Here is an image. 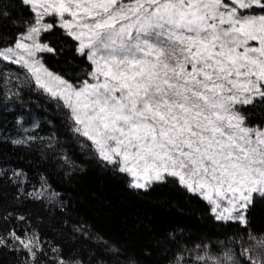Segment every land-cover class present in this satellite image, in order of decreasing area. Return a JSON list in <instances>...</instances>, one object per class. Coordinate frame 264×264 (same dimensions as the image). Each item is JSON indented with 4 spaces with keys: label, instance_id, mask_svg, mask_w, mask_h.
Returning <instances> with one entry per match:
<instances>
[{
    "label": "snow or ice",
    "instance_id": "6c2138e0",
    "mask_svg": "<svg viewBox=\"0 0 264 264\" xmlns=\"http://www.w3.org/2000/svg\"><path fill=\"white\" fill-rule=\"evenodd\" d=\"M5 21L18 31L0 46V61L26 70L25 82L57 104L102 168L137 192L171 185L206 202L215 221L248 228L264 201V0H15L11 8L0 0ZM53 33L69 66L83 65L78 73L45 66L43 54L57 53ZM16 124L13 144L37 139L38 124ZM46 194L59 195L41 178L28 196ZM247 239L242 259L198 243L170 264H264V233L249 230ZM43 244L35 230L0 235V248L25 254L22 264H38ZM55 264L82 261L58 255Z\"/></svg>",
    "mask_w": 264,
    "mask_h": 264
},
{
    "label": "trees",
    "instance_id": "16d2710c",
    "mask_svg": "<svg viewBox=\"0 0 264 264\" xmlns=\"http://www.w3.org/2000/svg\"><path fill=\"white\" fill-rule=\"evenodd\" d=\"M4 2L11 8L15 0ZM11 14L20 16L19 8ZM17 31L8 21L0 24V46ZM50 39L57 53L43 54L45 65L66 78L78 73L83 65L69 66L71 54L66 48L60 51L57 33ZM25 74L19 65L0 61V235L13 229L21 235L25 229L38 232L44 241L38 264H55L58 255L82 264H170L178 252L198 243L216 252L231 247L242 259L248 231L264 233V201L256 202L248 228L240 231L237 224L215 221L206 202L171 185L147 192L128 189L123 178L102 168L89 150L81 148L57 104L35 90L34 81L27 84ZM20 118L24 127L38 124L31 133L37 139L27 146L12 143L20 135ZM65 155L75 162V169L63 164L60 158ZM14 171L24 175L14 177ZM41 178L59 193L54 200L50 194L41 199L28 196L40 188ZM241 236L243 245L237 242ZM230 237L233 242L228 244ZM25 259L23 252L0 248V264H22Z\"/></svg>",
    "mask_w": 264,
    "mask_h": 264
},
{
    "label": "rangeland",
    "instance_id": "374dc122",
    "mask_svg": "<svg viewBox=\"0 0 264 264\" xmlns=\"http://www.w3.org/2000/svg\"><path fill=\"white\" fill-rule=\"evenodd\" d=\"M44 62V61H43ZM45 64V63H44ZM46 66V65H45ZM47 67V66H46ZM48 68V67H47ZM50 71H52L50 68H48ZM53 72V71H52ZM53 73H55V72H53ZM57 74V73H56Z\"/></svg>",
    "mask_w": 264,
    "mask_h": 264
}]
</instances>
